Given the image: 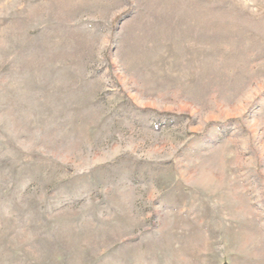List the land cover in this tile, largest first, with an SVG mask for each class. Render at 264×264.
<instances>
[{
	"label": "rangeland",
	"instance_id": "374dc122",
	"mask_svg": "<svg viewBox=\"0 0 264 264\" xmlns=\"http://www.w3.org/2000/svg\"><path fill=\"white\" fill-rule=\"evenodd\" d=\"M0 264H264V0H0Z\"/></svg>",
	"mask_w": 264,
	"mask_h": 264
}]
</instances>
